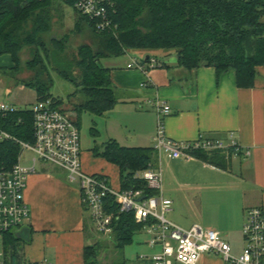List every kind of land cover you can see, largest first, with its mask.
<instances>
[{
    "label": "trees",
    "instance_id": "16d2710c",
    "mask_svg": "<svg viewBox=\"0 0 264 264\" xmlns=\"http://www.w3.org/2000/svg\"><path fill=\"white\" fill-rule=\"evenodd\" d=\"M75 2L0 0V57L10 55L14 65L8 70L0 69V76L10 74L17 79L26 69L33 77L17 79V85L35 91L37 101L53 99L58 105L64 103L51 94L54 85L51 71L70 81L77 91L74 98L81 96L74 106L78 125L82 113L102 117L118 105L111 69L102 65V59L137 51L145 54L141 57L149 62L150 58H164L159 56L161 52L164 56L173 54L187 71L211 67L219 78L235 72L237 86L244 89L255 86L257 70L264 68V0H112L115 10L111 18L117 27L114 33L97 32L95 23L76 10ZM60 4L76 12L75 34L87 29L94 35V44L80 45L72 62L66 59L69 37H50L55 13L61 12ZM24 51L31 56L25 65ZM0 131L33 144L31 109H15L5 117L0 116ZM21 151L14 141L0 140V166L11 170ZM93 153L118 167L120 191L142 189L149 196L155 195L146 182L137 179L138 173L157 167L155 148H128L110 140L103 148L96 146ZM194 156L223 172L230 171L234 158L231 151H199ZM105 201L114 218L116 246L124 250L144 226L136 223L133 213L121 214L113 196ZM31 234L30 227L4 234V264H40L22 261L23 247L32 242ZM99 249L97 244L86 246L85 264H97Z\"/></svg>",
    "mask_w": 264,
    "mask_h": 264
},
{
    "label": "crops",
    "instance_id": "0c3cea01",
    "mask_svg": "<svg viewBox=\"0 0 264 264\" xmlns=\"http://www.w3.org/2000/svg\"><path fill=\"white\" fill-rule=\"evenodd\" d=\"M128 53L125 55L129 60L108 61L105 67L111 69L119 102L105 116H95L93 123L100 128L94 130L98 135L93 147L83 149L84 172L105 176L111 188L120 190L118 167L95 156L93 150L96 146L103 148L110 140L128 148H155L158 117L153 103L160 102L170 107L164 131L175 143L222 139L233 134L243 148L251 151L250 167L256 172L255 182L259 185L256 189L260 192L259 188H262L264 193V68L257 70L255 86L244 89L237 86L235 72L219 78L211 67L187 71L172 56L160 58L161 66L157 68L149 69L147 65L145 70L130 69L128 66L134 58ZM12 67L10 55L0 57L1 70ZM19 76L17 79L22 80ZM7 77L11 79L8 84L0 77V105L24 110L27 102L22 96L31 89L17 85V79L12 75ZM3 96L8 102L2 101ZM33 99L29 102L31 106L37 102L36 92ZM169 154L166 149L157 151L156 160H160L162 185L165 183L163 195L173 202L167 216L176 225L180 226L178 222H182L177 212L182 208L180 200L184 194L202 205L221 208L220 214L207 223L206 229L217 230L223 240L225 236L241 231L246 210L264 204L252 207L253 202L257 203L255 198L239 195L233 187L226 185L230 178L237 180L233 171H220L198 158L174 159ZM21 155V163L32 167L34 157L24 162ZM186 190L188 192L182 195ZM25 192V201L30 207L27 227L32 230V242L23 258L40 264H85L84 251L86 246L94 245L95 228L82 205L80 191L68 181L66 173L55 166L38 163L36 172L28 176ZM194 226L198 225L191 227ZM201 258L198 264H226L215 254ZM136 264L141 262L138 260Z\"/></svg>",
    "mask_w": 264,
    "mask_h": 264
},
{
    "label": "built area",
    "instance_id": "2783aa9c",
    "mask_svg": "<svg viewBox=\"0 0 264 264\" xmlns=\"http://www.w3.org/2000/svg\"><path fill=\"white\" fill-rule=\"evenodd\" d=\"M68 1V0H61ZM76 10L95 23L99 33L115 32L116 25L111 18L115 5L112 0H76ZM262 21L264 22V16ZM130 69L145 70L161 66L160 60L150 58L133 59ZM153 103V102H152ZM158 124L155 137V149H166L174 159H195L199 151H231L233 157L243 160L251 158V151L243 148L233 134L222 139H200L196 143H175L166 137L164 121L170 113V107L154 102ZM34 121V143H23L14 136L0 131V140L14 141L25 150L34 154L33 166H25L19 157L16 165L8 170L0 166V264H4V234L18 233L27 227L30 207L25 201L28 176L36 172L38 163H46L63 170L68 181L81 193L82 205H85L97 233L113 236L114 218L108 212L106 199L115 198L121 214L133 213L136 223L143 225V231L149 236L148 245L160 246L155 256L138 258L141 264H198L204 255L215 254L226 264H264V204L246 210L243 236L246 246L242 254L234 257L230 243L223 240L217 230L201 226L181 228L169 221L168 214L173 202L163 195V174L158 167L138 173L137 179L146 182L155 195L149 196L142 189L122 192L111 188L104 176H93L84 172L81 148V134L78 119L73 111L64 104L58 105L52 99L38 100L31 106ZM15 108L0 105V116L5 117ZM42 264H50L43 262Z\"/></svg>",
    "mask_w": 264,
    "mask_h": 264
},
{
    "label": "rangeland",
    "instance_id": "374dc122",
    "mask_svg": "<svg viewBox=\"0 0 264 264\" xmlns=\"http://www.w3.org/2000/svg\"><path fill=\"white\" fill-rule=\"evenodd\" d=\"M59 7L61 12L55 13V17L53 20V29L50 33V37L53 36L57 39H63L64 36L69 37V41L67 42L66 47V59L72 62L75 58H77V53L80 45L86 44L92 46L94 44V35L91 34V32H89V30L87 29H84L78 34H75L73 30L75 28L77 18L76 12H74V10L70 6H66L65 4H60ZM50 37H48V39ZM128 54L131 55L134 59L140 58L141 56L145 55L137 51L130 52ZM164 55L165 54L162 52L159 53L160 57H164ZM171 56L176 57L173 54ZM29 59H31V56L29 55V53L24 51V54L22 55V64L25 65L24 63ZM127 59L128 57L125 55L118 58L102 59L101 62L104 67H107L109 63L108 61L122 62V60L124 61ZM51 74L52 78H54V85L51 89V94L61 99L64 105H67V108L69 110L74 111L75 104H78L79 99L81 98V96L74 98V94L77 92L75 85L68 80L62 79L54 71H51ZM76 74H78V72ZM0 77H3L6 84L11 81V79H8V77L4 74H2ZM19 77L22 80L28 79L33 77V73L25 69ZM24 93L25 94H23L22 97L25 98L27 102L24 107L30 108L31 104L29 102H32L34 100L33 96L35 95V92H33L32 90H28ZM7 99L8 98L5 96L2 97L3 102H8ZM95 119V116L87 112L82 113L80 117L79 131L81 134V148H83L84 150H87L91 146L93 147L95 140H97L98 133H96L94 130L97 128L99 129L100 126L95 127L93 123ZM21 157L24 162H26L35 156L30 151L25 150L22 153ZM157 165L158 168L161 167L160 160L159 162L157 161ZM230 170L233 171L234 177H237V180H232L230 178L231 181H228L226 183L227 186L233 187V189H235V191L239 195L247 194L249 197L255 198V201H257V203L253 202L254 205H252V207H255L256 204L259 205L260 203H264V193L261 191L262 188H259L260 192L256 189V186H259L256 185L255 182V176L257 174L255 171L251 170L249 160H243L234 157ZM162 188L163 192H166L165 183L164 186L162 185ZM186 192H188V190L182 192L181 194L183 195ZM180 202H182V208H180L177 212V216H179L182 221L181 223L178 222V224L183 228H190L194 224H197L198 226L206 229L207 223L217 217V215H219L221 212V208L216 206L209 207L207 205H202L199 202H196L194 198L192 199L191 197H189L188 194H184ZM94 233V243L92 244H97L98 247H100L97 264H116L123 261H128L130 264H136L138 262V258L142 256L151 258L161 250L160 246L151 247L150 245H148L149 236L144 231L136 234L133 242L129 244L128 247H126L124 250H120L117 248L114 236H104L103 234L97 233L95 230ZM225 237L226 238L224 239L228 243H230L232 256H240L246 246V242L244 241L243 236V228L240 232H236ZM28 248L29 244H26L23 247V256L27 254ZM1 252H3L2 246H0V253ZM22 261L23 263L31 262L30 259L28 260L25 257Z\"/></svg>",
    "mask_w": 264,
    "mask_h": 264
}]
</instances>
